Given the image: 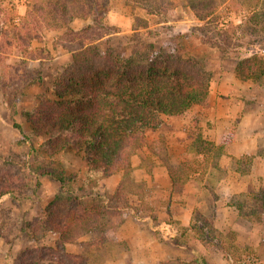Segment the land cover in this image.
<instances>
[{
	"label": "rangeland",
	"instance_id": "1",
	"mask_svg": "<svg viewBox=\"0 0 264 264\" xmlns=\"http://www.w3.org/2000/svg\"><path fill=\"white\" fill-rule=\"evenodd\" d=\"M192 1L199 6L191 8V0H110L103 22L118 30L109 36L123 44H128L133 31L156 46L194 33L190 46L208 52L213 71L211 92L214 81L235 76L239 56L264 54V0ZM26 5V0H0V264H17L30 247L55 248L57 235L37 232L34 241L27 226L38 225L57 194L66 196L60 193L58 182L40 175L49 160L63 164L76 176L70 187L82 203L101 200L106 192L111 194L121 177L116 173L88 178L84 161L70 151L51 159L41 153V141L33 137L25 113L36 105L39 93L52 96V82L70 62L71 53L59 40L64 30L50 29L41 22L32 33L40 39L5 46L13 24L25 15ZM88 21L74 19L69 26L77 30ZM100 30L102 27L95 29ZM213 42L219 48H210ZM240 81L237 98L242 111L260 112L253 118L254 132L258 131L253 142L256 149L239 158L221 157L240 115L232 121L229 132L220 135H213L209 106L195 105L181 115L165 116L164 125L148 130L146 142L131 156L130 176L125 183L128 207L111 217L105 236L84 234L66 243L64 250L86 258L88 264L192 260L188 252L170 242L169 236L176 235L200 250L211 264H264V86ZM214 89L220 98L219 93L229 94L233 88L220 90L216 82ZM231 106L222 105V111ZM33 138L36 151L29 148ZM89 179H95L96 184L90 186ZM192 226L202 228L203 238L213 235L214 229L235 231L239 252L232 257L204 245ZM216 240L213 236L212 241ZM39 260L52 264L44 250L34 264H40Z\"/></svg>",
	"mask_w": 264,
	"mask_h": 264
},
{
	"label": "trees",
	"instance_id": "2",
	"mask_svg": "<svg viewBox=\"0 0 264 264\" xmlns=\"http://www.w3.org/2000/svg\"><path fill=\"white\" fill-rule=\"evenodd\" d=\"M26 1V13L17 25L13 24L5 46L11 48L16 43L26 45L40 39L32 33L41 22L50 29L64 30L59 40L71 53L70 62L52 82V96L39 93L36 105L25 113L33 137L41 141V153L51 159L70 151L84 161L88 178L100 179L116 173L121 177L111 194L106 192L101 200L82 203L70 187L76 176L66 171L63 164L49 160L40 175L58 182L60 193L66 196L57 194L47 204L38 225L27 226L34 241L38 239L37 232L57 235L55 248L30 247L16 263L34 264L44 250L52 264H88L86 258L67 253L64 245L84 234H107L111 217L128 207L125 183L130 176L131 156L146 142V132L161 128L165 116L181 115L195 105L208 106L213 71L207 49L190 46L194 33L178 35L177 40H167L159 46L138 31L129 35L128 44L109 36L118 31L103 22L110 0ZM190 3L193 9L199 6L198 2ZM74 19L89 21L74 30L69 26ZM96 27L102 30L96 32ZM226 43L229 44L228 39ZM213 46L219 48L214 42L210 48ZM234 73L239 80L264 86V54L239 56ZM228 136L231 138L232 132ZM35 138L31 151L37 150ZM89 182L90 186L96 184L95 179ZM240 214L243 216L241 211ZM192 230L204 245L232 257L240 250L235 245V231L222 233L214 229L213 235L203 238L202 228L192 226ZM213 236L216 242L212 241ZM169 240L190 252L192 260L168 259L157 264H211L187 241L176 235L169 236Z\"/></svg>",
	"mask_w": 264,
	"mask_h": 264
},
{
	"label": "crops",
	"instance_id": "3",
	"mask_svg": "<svg viewBox=\"0 0 264 264\" xmlns=\"http://www.w3.org/2000/svg\"><path fill=\"white\" fill-rule=\"evenodd\" d=\"M225 78L221 77L220 79H217V86L221 88L220 90H222V88H224L225 86H228L233 88L230 89L232 91L229 92V94H227L228 92L219 91L222 92L219 93V95H222L223 97L218 98L217 96H215L214 88L216 82L214 81L211 86L212 91L209 93L208 106L210 107V109H212L210 113L211 116L209 119H211L214 124L213 135H220L224 132L228 133L232 126V121L234 120V118L240 115L238 125L235 127L232 138L224 146L225 152L221 155L223 159L226 158L227 160V158H239L245 155L248 150H253L254 148H257L253 144L254 139L258 134V131L254 132L253 118L258 117L260 115V112H253V110L244 111V109L242 111L243 105H241L240 100H238L237 98V96H239V93L241 92L239 89L241 88V81L238 80L235 76ZM229 104H232V106L228 107L227 111H222V105L228 106ZM258 127L259 126H256L255 128L257 129ZM237 184H239V182H237ZM188 253L190 255L189 258H192V254L190 252Z\"/></svg>",
	"mask_w": 264,
	"mask_h": 264
}]
</instances>
